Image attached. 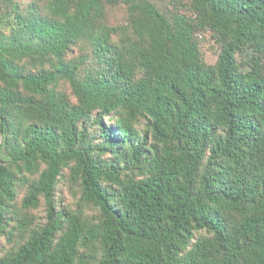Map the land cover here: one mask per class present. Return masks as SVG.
Masks as SVG:
<instances>
[{"label": "trees", "instance_id": "16d2710c", "mask_svg": "<svg viewBox=\"0 0 264 264\" xmlns=\"http://www.w3.org/2000/svg\"><path fill=\"white\" fill-rule=\"evenodd\" d=\"M0 264H264V0H0Z\"/></svg>", "mask_w": 264, "mask_h": 264}, {"label": "rangeland", "instance_id": "374dc122", "mask_svg": "<svg viewBox=\"0 0 264 264\" xmlns=\"http://www.w3.org/2000/svg\"><path fill=\"white\" fill-rule=\"evenodd\" d=\"M122 18L121 12L114 10L111 12L110 20H120ZM205 59L208 63H214L215 62V54L211 51H206L205 53Z\"/></svg>", "mask_w": 264, "mask_h": 264}]
</instances>
